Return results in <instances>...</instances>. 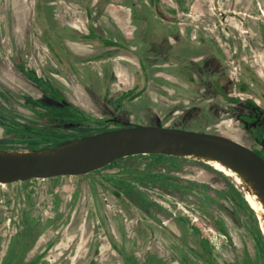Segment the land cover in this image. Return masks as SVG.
<instances>
[{"label": "rangeland", "instance_id": "rangeland-1", "mask_svg": "<svg viewBox=\"0 0 264 264\" xmlns=\"http://www.w3.org/2000/svg\"><path fill=\"white\" fill-rule=\"evenodd\" d=\"M163 2L169 6L163 23L187 31L193 42L196 33L203 30L208 38L219 43L222 59L231 69V77L221 82L224 94L206 91L203 103L191 105L190 98L194 96L191 90L176 93L170 90L168 96L160 87L165 86L160 79L150 76L147 98L152 107L138 102L135 109L126 105L120 110L111 109L106 115L93 106L90 108L88 96L80 93L75 82L73 91L64 88L65 98L81 108H89L87 112L93 118L133 113L131 118L137 124L142 121L146 123L143 125L208 130L237 139L233 132L235 115L245 108L240 104L236 107L238 113L232 111L231 80H244L242 76L236 79L237 72L244 73V66L249 64L264 80V49L254 23L255 16L264 19L261 13L264 0ZM23 7L24 0H0V112L23 124L0 119V150L39 149L113 127L109 122L80 120L78 111L50 98L57 92L53 85L56 80L41 77L49 68L47 60L51 55L42 43L47 36L37 30L31 13L22 14ZM231 11L241 13L233 17ZM57 33L61 44L62 39L73 38L65 26L58 25ZM233 35L239 42L234 57L233 48L228 46ZM191 41L180 35L174 41L165 40L162 53L167 59L199 54L202 49ZM138 50L143 49L138 48L134 56L128 54L129 58L124 57L119 67L132 71L139 57L148 66L141 70L163 72L174 66L163 59L152 60L153 57L145 55L146 51L139 54ZM246 50L253 55L251 62H245ZM197 79L202 82L201 76ZM142 80L145 83L146 78L137 79ZM156 87L161 89L160 93ZM236 93L240 95L239 90ZM241 96L246 98L244 94ZM141 107L146 111L143 114L139 111ZM179 108L181 112L175 114L174 110ZM237 127L241 130L244 126ZM249 145L257 147L251 141ZM248 193L245 181L233 171L226 174L203 160L167 153L125 156L82 175L3 183L0 257L22 247L25 238L20 230L27 224L33 227L36 237L25 256L28 260L38 256L37 264H264L259 219L246 202ZM182 215L188 219L184 235L187 243L178 237L177 217ZM215 222L224 226L226 236L216 230ZM201 239L210 248V253H204L208 262L189 250L190 246L198 247Z\"/></svg>", "mask_w": 264, "mask_h": 264}, {"label": "flooded vegetation", "instance_id": "flooded-vegetation-1", "mask_svg": "<svg viewBox=\"0 0 264 264\" xmlns=\"http://www.w3.org/2000/svg\"><path fill=\"white\" fill-rule=\"evenodd\" d=\"M73 1L74 0H71V2ZM112 1L114 0H94L93 2L92 0H86L85 7L89 12L87 17L89 22L86 26L87 32L68 29L73 33V38L62 39L63 44H61V40L58 38L59 35L57 33V26L60 25L65 26L66 28L68 27L61 23L58 19L52 22L44 17L45 24L43 21L42 34L47 37L46 39H42V43L45 44L47 52L49 51L51 55L49 56V60H47L49 68L41 74V77L56 80L52 83L57 92L50 95L51 99L78 111L81 114L80 120L109 122L114 124L113 127L107 129L110 130L123 127L122 123L113 122L111 119H119L131 123H137V120H132L131 117L133 113H123L122 117L117 115V117L106 116L103 118H93L91 114L87 112L89 108H81V106H78L76 103L65 98L64 93L66 92H64V88H68L70 91H73L71 88H75L76 83L79 86L80 93L83 92L88 96L90 108L93 106L106 113V115L108 114L107 112L111 111V109L116 110L117 108L120 110L126 105L130 106L131 109H135V105H138V102L141 103V105L142 103H148L149 106L152 107L147 98V86L150 76H155L157 80L160 79L159 82L166 86L160 87L163 89V93L168 94V96L171 94L170 90L174 93L183 89L191 90L194 95L190 98L191 105L203 103L207 92L213 94L225 93L221 87V82L227 79L228 76L231 77V69L225 64V60L222 59L223 55L219 51V43L213 41L211 38H208V34L204 33L203 30H199L195 36L196 40L193 42L189 39L187 31L184 33V31L174 25L162 22L164 17H167L166 10L169 9V6L163 4V0H138L139 2L137 1V3L133 6V9L137 12L135 21L138 26L134 28L132 37L125 39V37L120 36L117 37L118 39H114L116 38L115 36H117L118 32H115L113 27L105 29L101 25L95 27L92 25L96 14L105 11L107 5ZM24 2L26 8V6L29 5L30 0H24ZM37 4H39V0H35L34 3L31 4L33 10L36 12ZM239 13L241 12L231 11L230 15L236 17ZM261 13L264 15V11L262 9ZM255 18L257 20L254 21V23L258 26L257 30L261 36L260 45L264 49V25L262 24L264 23V19L261 15L259 17L255 16ZM244 19L248 20L247 18ZM48 23H51V27H48ZM144 23L148 24V26L145 27ZM26 25L27 22L25 18L24 26ZM102 32L104 35H102ZM179 35L187 38L189 41L194 43V46H196L197 49L201 48L202 51L199 54H195L186 59H181L178 56H176L175 59H167L161 50L165 44L163 42L165 40L174 41V38H177ZM235 39L236 36L233 35V39L230 38L228 40L229 49L233 48V57L237 54V46L239 44V42ZM95 44L100 45L99 49H103V46H109V49L93 53L91 48ZM74 45L78 46L80 50H82H75L73 48ZM138 48L143 49L141 52L138 50L139 54L145 53L144 51H146L145 55L147 54V56L153 57L152 60L160 62L161 59H163L165 60L164 63H167V65L174 63V66L166 67L163 72L155 70H141L143 66L145 69L148 66H145L144 61L139 57L137 59L138 65L132 71L127 70L125 67L120 65V67L124 70V77L126 78V81H123L121 78L117 77L115 70H113L115 63L110 59L112 56L117 57L116 60L118 64H120L123 59L122 56L129 57L128 54L134 56L137 53ZM133 49L136 50L134 51ZM245 55L247 56L245 62H251V56L253 55L250 54L249 50L245 51ZM244 67V73L237 72L236 76V79L242 76L244 80H236L238 82H233L231 80L233 92L229 93L230 107L233 112L238 113L236 107L240 104H242L245 108V111L240 115H235L236 125L233 128V132L235 133V136H237V139H240L243 142H240L237 139H231L249 147L260 156H263L264 148L260 142L264 139V80L259 78V75H261L260 72L251 64ZM95 73L97 75H95ZM199 76L202 78L201 83H199L197 79ZM144 77L146 78L145 83L144 80L141 82L137 81V79H144ZM115 85H117L116 89L113 88ZM237 90H239V96H237ZM156 91L160 93L161 89L156 87ZM241 94H244L246 98H242ZM112 97H114V99H112ZM241 99L243 101H241ZM136 101L137 103H135ZM139 111L141 112L140 114L146 112L144 107H141ZM180 112V108L174 110L175 114H179ZM0 119H8L17 125H23L17 120H12L10 116H7L2 112H0ZM140 123L146 124L142 121H140ZM240 125L244 126L241 130L237 127ZM163 126L177 128L167 125ZM185 129L191 130L189 128ZM194 131L219 134L208 130L196 129ZM50 138L54 139L53 137ZM249 140L254 142L257 147H250ZM177 218L180 220V224L177 227L178 237L179 239H182V242L187 243V239L184 235L187 234L188 231V219L183 215L178 216ZM209 218H211L213 222L215 221L213 216H209ZM23 226L25 227L24 229L21 228L22 230H20V234L25 238L24 244L17 251L12 250L7 254L4 252L2 256L3 258L0 257V264H37L38 256L37 258L29 260L25 256L27 250L33 244L36 232L32 226H28L27 224H24ZM214 226L216 227V230L226 236V231L223 225L219 226L215 222ZM260 234L264 242L261 230ZM198 244L199 246L196 248H192V246H190L189 250L197 257H200L201 260L208 262V258L205 257L204 253H210V248H208L205 240L203 239H201Z\"/></svg>", "mask_w": 264, "mask_h": 264}, {"label": "water", "instance_id": "water-1", "mask_svg": "<svg viewBox=\"0 0 264 264\" xmlns=\"http://www.w3.org/2000/svg\"><path fill=\"white\" fill-rule=\"evenodd\" d=\"M111 121L120 122L123 127L73 137L57 145L26 152L1 150L0 183L82 175L135 154H192L219 160L238 174L249 191L254 190L264 204V152L260 156L249 147L220 134L119 119ZM260 143L264 148V139Z\"/></svg>", "mask_w": 264, "mask_h": 264}, {"label": "crops", "instance_id": "crops-1", "mask_svg": "<svg viewBox=\"0 0 264 264\" xmlns=\"http://www.w3.org/2000/svg\"><path fill=\"white\" fill-rule=\"evenodd\" d=\"M35 0L29 2V5L22 8V14L31 13L33 15V20L35 21L36 28L38 31H42V23L47 18L48 20L54 22L57 19L66 25L69 30L74 31H84L87 32V23L88 21V10L85 7L86 0H39V4L36 5L37 12L33 10L31 4ZM94 0H92L93 2ZM138 0H114L107 5V8L102 13H97L95 19L92 22L93 27L103 26L106 28H114L115 32H118L117 37L123 36L125 39H129L133 35L134 28L138 26L136 23V11L133 9L134 4ZM91 3V2H90ZM45 17V18H44ZM25 26L26 31L28 30L29 21H27ZM45 22V21H44ZM102 35L103 32H102ZM44 44V43H43ZM45 45V44H44ZM99 44L93 45L91 51L96 53L98 51H106L109 49V46H103V49H99ZM73 48L77 51H81L80 48L76 45ZM105 48V49H104ZM123 58H129L122 56ZM117 57L110 59L113 61L115 73L118 78L124 79L125 74L123 68L119 67V64L116 60ZM147 94H150V90H147Z\"/></svg>", "mask_w": 264, "mask_h": 264}, {"label": "bare ground", "instance_id": "bare-ground-1", "mask_svg": "<svg viewBox=\"0 0 264 264\" xmlns=\"http://www.w3.org/2000/svg\"><path fill=\"white\" fill-rule=\"evenodd\" d=\"M8 152H20V151L8 150ZM192 156H193V158H197V159H200V160H203V161L207 162L214 169H216L218 171H222V172H224L226 174H230L231 173V170L228 169L227 167H225L224 164L221 163L217 159H212V158L207 157V156H196V155H192V154L189 155L188 157H192ZM0 184H3V183H0ZM246 202H248L249 206L256 212V215H257V217L259 219V227H260L262 236L264 238V204L261 201V199L256 195L254 190L250 191V193H248V195L246 196Z\"/></svg>", "mask_w": 264, "mask_h": 264}]
</instances>
